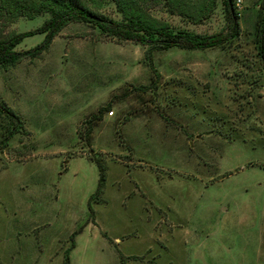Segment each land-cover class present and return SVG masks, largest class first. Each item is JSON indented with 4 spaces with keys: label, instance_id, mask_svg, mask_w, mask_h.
<instances>
[{
    "label": "rangeland",
    "instance_id": "rangeland-1",
    "mask_svg": "<svg viewBox=\"0 0 264 264\" xmlns=\"http://www.w3.org/2000/svg\"><path fill=\"white\" fill-rule=\"evenodd\" d=\"M235 3L239 34L220 47L154 51L150 66L146 46L72 22L0 69V101L24 127L0 153V264H65L66 252L68 264H264V0ZM88 6L120 19L109 0ZM148 13L175 31L226 27L220 0L196 23L162 4ZM106 105L89 147L84 122ZM91 154L104 169L93 198Z\"/></svg>",
    "mask_w": 264,
    "mask_h": 264
},
{
    "label": "trees",
    "instance_id": "trees-1",
    "mask_svg": "<svg viewBox=\"0 0 264 264\" xmlns=\"http://www.w3.org/2000/svg\"><path fill=\"white\" fill-rule=\"evenodd\" d=\"M115 7L120 19L115 20L93 11L89 6L94 0H0V24L7 23L19 17L33 18L47 14L48 18L36 29L21 33L5 34L0 29V69L14 66L26 57H35L48 49L52 40L67 24L72 22L90 24L101 34L119 41H128L146 46L145 57L152 65V52L165 51L171 48L180 50H205L220 47L237 37L239 29L236 23L238 13L233 7V0H220L226 19L224 30L212 34H197L187 30H173L160 24L148 13L162 4L165 11L196 23L206 18L209 8L215 6L216 0H109ZM34 34H42L43 40L34 48L18 52L15 50L24 38ZM258 54L264 67V15L259 24ZM109 110V105L98 108L85 122L84 139L90 147V135L103 114ZM23 122L5 103L0 101V153L5 150L14 134L23 132ZM92 152V149H90ZM93 160L98 168L99 179L95 196L101 192L104 182V169L100 160L94 154ZM68 264V253L64 255Z\"/></svg>",
    "mask_w": 264,
    "mask_h": 264
},
{
    "label": "built area",
    "instance_id": "built-area-1",
    "mask_svg": "<svg viewBox=\"0 0 264 264\" xmlns=\"http://www.w3.org/2000/svg\"><path fill=\"white\" fill-rule=\"evenodd\" d=\"M239 4H240V0H236L235 5H236V6H239Z\"/></svg>",
    "mask_w": 264,
    "mask_h": 264
}]
</instances>
